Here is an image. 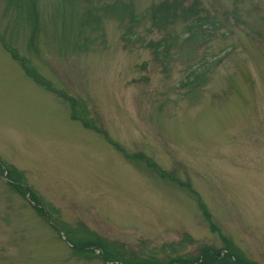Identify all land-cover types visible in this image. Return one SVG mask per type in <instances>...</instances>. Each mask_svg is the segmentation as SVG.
I'll return each instance as SVG.
<instances>
[{
    "label": "rangeland",
    "instance_id": "374dc122",
    "mask_svg": "<svg viewBox=\"0 0 264 264\" xmlns=\"http://www.w3.org/2000/svg\"><path fill=\"white\" fill-rule=\"evenodd\" d=\"M114 1L0 0V264H264V0Z\"/></svg>",
    "mask_w": 264,
    "mask_h": 264
},
{
    "label": "trees",
    "instance_id": "16d2710c",
    "mask_svg": "<svg viewBox=\"0 0 264 264\" xmlns=\"http://www.w3.org/2000/svg\"><path fill=\"white\" fill-rule=\"evenodd\" d=\"M35 9V3L32 4L31 6V15L35 16L36 12L34 11ZM105 12H107V10H123V7L119 4V2L116 0L114 1V3L109 4V5H105L104 6ZM198 6L195 8V6L189 7V8H184L180 2H169V1H164L162 3H159L157 5H154L151 9H150V13H151V18L153 20L154 23H158L161 20H166V25L167 24H173L174 22L178 21V22H183V23H192L191 25H189V30L191 28H195V30L192 29V32L189 33L190 35H193V33L195 31L198 30H206L208 28V26L210 25H214L213 22L210 21V23L207 24L208 19L207 18H202L200 19L199 16V11L197 10ZM195 11V12H193ZM112 15V14H111ZM208 32V31H207ZM195 34V33H194ZM209 34V33H208ZM188 36V37H189ZM192 40V39H191ZM32 78L35 79V81H38V83H43L41 81V78H35L34 76H31ZM196 79H192L191 81H188L187 84H191L193 85ZM73 120H77L78 118H76L75 116L72 117ZM82 124L84 125V127H88V125H85L84 122H82ZM90 126V125H89ZM89 129H92L94 131H97L94 127L90 126ZM109 142V141H108ZM127 159H129L130 161H136V162H146L148 166L152 167V163H150L149 160H147L146 157L143 156V154L141 153H136L133 155H124ZM146 159V160H145ZM0 173H1V168H0ZM10 175H15V171L11 170L10 173H8L7 176ZM16 176V175H15ZM17 177V176H16ZM20 177H17V179H19ZM171 178L173 179V177L171 176ZM13 189H15V191H17L18 193H20L19 189L17 188L16 184H10ZM88 240L79 243L81 245V247L77 248V251L79 253H87V251L89 250V248H87V242ZM225 242V251H221V250H212L213 252L208 256L206 263L203 264H248L246 262L243 261V259H241L238 255H240L239 253H237L236 251H232L229 249L228 243L226 241ZM97 243V242H95ZM95 245V244H92ZM83 248L85 249L84 252H80L81 250H83ZM105 252L108 254L109 253V248L106 246L105 248ZM239 257V258H238ZM196 261V259L194 261H192V263H187V262H179L182 264H194V262ZM200 263V262H199ZM197 263V264H199ZM253 263V262H252ZM167 264H176L174 263V261L172 262H168Z\"/></svg>",
    "mask_w": 264,
    "mask_h": 264
},
{
    "label": "bare ground",
    "instance_id": "6f19581e",
    "mask_svg": "<svg viewBox=\"0 0 264 264\" xmlns=\"http://www.w3.org/2000/svg\"><path fill=\"white\" fill-rule=\"evenodd\" d=\"M192 71H193V70L191 69L189 73H191ZM145 160H146V159H145ZM150 163H151V162H150ZM152 167H153V168H158L156 163L153 164ZM200 208H201V210H204V207L200 206ZM229 244H230V243L228 242L229 249L232 250V251L234 252L235 250L233 249L232 244H230V245H229ZM236 252L240 254L239 251H236ZM238 256H239L241 259H243L244 262H246V263H248V264H254V263H252L250 260L245 259L241 254L238 255ZM239 257H238V258H239ZM196 258H197V257H196ZM188 259H189V258H188ZM188 259H187V260H188ZM193 259H194V258H193ZM140 262H142V261H140ZM142 263H145V264H167L168 262H166V263H162V262H158V261H153V260L151 259V260H147L146 262H142ZM199 264H200V263H199Z\"/></svg>",
    "mask_w": 264,
    "mask_h": 264
}]
</instances>
